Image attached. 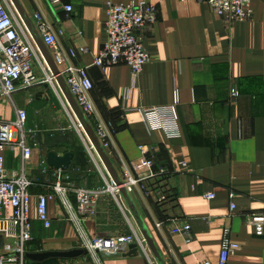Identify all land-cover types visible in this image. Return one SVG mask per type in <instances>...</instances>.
<instances>
[{"label": "crops", "instance_id": "0c3cea01", "mask_svg": "<svg viewBox=\"0 0 264 264\" xmlns=\"http://www.w3.org/2000/svg\"><path fill=\"white\" fill-rule=\"evenodd\" d=\"M33 21L38 13L57 34L65 50L87 48L71 58L88 67L93 81L89 94L93 114L88 119L107 131V154L121 175L143 169L139 146L153 155L155 166L170 174L147 179L130 193L167 264H218L223 231L239 244L227 264H264V233L257 235L246 216L264 214V0H252L251 17L227 23L206 3L194 0H112L152 3L157 20L143 31L149 61L133 81L125 64L100 69L93 57L106 40V0H20ZM65 5L72 7L67 13ZM34 22V21H33ZM19 29L26 27L19 19ZM28 31V30H27ZM33 61L42 81L17 92L12 102H0V118L15 117V107L27 113V143L31 157L20 149L5 151L9 173L25 168L30 187L32 241L28 252L82 248L84 236H141L128 208L111 192L100 194L81 227L57 195L48 202L50 227L35 215L36 196L52 193V175L41 172L53 151L72 153L66 169L73 189H106L113 184L49 72L39 50ZM35 73V72H34ZM128 89V93L125 90ZM233 93H236L233 95ZM176 103L178 130L167 132L147 123L138 109ZM167 200L157 201V194ZM212 192L207 199L204 194ZM234 197H230V193ZM67 199L76 209L74 192ZM235 209L230 210V203ZM190 224V235L173 228ZM26 264H157L147 245L102 258L87 252L73 258H27Z\"/></svg>", "mask_w": 264, "mask_h": 264}, {"label": "built area", "instance_id": "2783aa9c", "mask_svg": "<svg viewBox=\"0 0 264 264\" xmlns=\"http://www.w3.org/2000/svg\"><path fill=\"white\" fill-rule=\"evenodd\" d=\"M194 1L206 3L215 15L227 23L245 21L252 14V0ZM64 9L69 13L72 7L65 5ZM105 12L104 31L106 40L99 52L93 57L92 64L100 69L125 64L129 67L134 81L150 59L144 45L143 31L147 26L156 22V5L146 2L123 4L106 0ZM33 21L77 103L87 117L92 115L94 110L89 94L93 89V81L88 67L78 66L71 62V58L86 53L87 48L65 50L59 44L55 31L40 14L34 13ZM35 49L37 47L29 32L19 29V16L10 0H0V102H12L15 93L31 88L42 81L36 76L31 66L36 53ZM41 59L43 69L48 71L42 56ZM49 80L56 84L51 75H49ZM125 93H128V89L125 90ZM235 94L233 93V95ZM175 106L176 103H173L167 106L140 108L138 111L147 123L150 122L153 126L167 132H176L178 122ZM26 119V111L17 107H15L13 119L4 120L0 118V264H26L27 246L33 239L32 195L30 192L33 183L27 177L24 167L15 173H9L5 167L6 150L20 149L24 161L31 157V147L27 143L28 131L25 129ZM94 130L102 145L106 146L108 143L106 128L98 124ZM139 150L144 159L142 171L134 176L125 169L120 175L124 187L130 193L138 185L146 191L145 185L142 183L147 179L155 180L170 174L165 167L154 168L153 155L149 153L146 147L139 146ZM41 165V172L51 174L53 180L55 179L50 182L53 189L52 193L36 196V219L46 228L51 225L48 202L57 195L61 196L64 204L73 214L72 218L78 228L81 227L86 216L94 213L89 206L103 192H111L116 198V202L119 203L120 201L119 189L114 183L101 190L73 189L68 176L64 175L61 169L50 172L45 162H42ZM71 191L76 195L75 210L67 199V194ZM204 197L212 199L214 194L207 192ZM230 197H234V193L231 192ZM165 200H167V195L159 192L157 201L163 202ZM234 209L235 204L231 202L230 210L233 211ZM246 222L254 227L257 235L264 233V214L247 215ZM190 228V224L186 222L180 227H174L172 231L189 237ZM132 244L140 247L146 245L142 236L132 232L114 237H94L92 239L84 236L82 248L86 249L88 253H95V255L105 258L125 254ZM238 249L239 244L230 238L229 230L225 229L218 264H227L229 257ZM199 264L209 263L202 262Z\"/></svg>", "mask_w": 264, "mask_h": 264}, {"label": "water", "instance_id": "95a60500", "mask_svg": "<svg viewBox=\"0 0 264 264\" xmlns=\"http://www.w3.org/2000/svg\"><path fill=\"white\" fill-rule=\"evenodd\" d=\"M11 4L13 5L16 13L19 16V19L22 21L26 29L28 30L29 34L31 35L37 49L39 50L40 55L44 59L46 66L50 75L55 79V83L57 84L63 98L65 99L67 105L71 109L75 119L79 123L81 129L83 130L84 134L86 135L90 145L95 150L96 154L98 155L100 161L102 162L103 166L105 167L108 175L110 176L113 183L118 187L120 196L125 203L126 207L128 208L131 216L133 217L141 236L145 240L147 247L149 248L151 254L153 255L157 264H167L165 259L163 258L159 248L157 247L145 221L143 220L135 202L127 189L123 185V181L121 179L120 174L118 173L117 169L114 167L113 163L111 162L107 151L105 150L104 146L102 145L101 141L97 137L93 126L91 125L88 117L85 115L83 110L81 109L80 105L77 103L76 99L74 98L73 94L71 93L68 85L65 82L64 77L62 76L60 69L55 64L51 53L49 52L48 48L44 44L41 36L39 35L37 28L35 27L34 22L32 21L31 17L23 7L20 0H10ZM72 153L66 152L62 155H58L53 151H49L46 155L47 163L56 168V169H66L72 159ZM136 244H132L129 246V251L132 248H135ZM87 250L84 248L72 249L68 251H45V252H27L26 257L33 261H43L49 257H63V258H73L80 256L82 254H86Z\"/></svg>", "mask_w": 264, "mask_h": 264}, {"label": "rangeland", "instance_id": "374dc122", "mask_svg": "<svg viewBox=\"0 0 264 264\" xmlns=\"http://www.w3.org/2000/svg\"><path fill=\"white\" fill-rule=\"evenodd\" d=\"M31 66H32V69H33V71L35 72V74H36V76L38 77V78H41V74H39L38 75V71L36 70V64H35V62L32 60V63H31ZM38 72V73H37ZM20 92V91H19ZM25 129H27V127H25Z\"/></svg>", "mask_w": 264, "mask_h": 264}, {"label": "trees", "instance_id": "16d2710c", "mask_svg": "<svg viewBox=\"0 0 264 264\" xmlns=\"http://www.w3.org/2000/svg\"><path fill=\"white\" fill-rule=\"evenodd\" d=\"M28 261V260H27Z\"/></svg>", "mask_w": 264, "mask_h": 264}]
</instances>
